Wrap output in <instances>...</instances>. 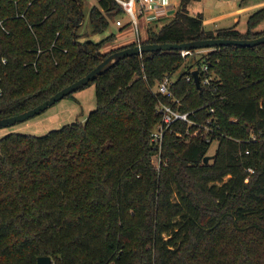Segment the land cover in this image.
I'll list each match as a JSON object with an SVG mask.
<instances>
[{
  "label": "trees",
  "instance_id": "obj_1",
  "mask_svg": "<svg viewBox=\"0 0 264 264\" xmlns=\"http://www.w3.org/2000/svg\"><path fill=\"white\" fill-rule=\"evenodd\" d=\"M95 1L88 20L101 32L121 8ZM0 17L8 29L0 28V118L83 75L114 36L81 39V0H0ZM263 17L260 8L242 31L234 24L204 30L199 0H178L140 42L251 38L264 33ZM205 50L120 58L86 83L94 107L83 120L0 137V264H36L39 255L54 264H264V41ZM200 63L212 79L197 88L185 74ZM179 68L171 96L152 92ZM158 99L193 109L190 118L214 116L219 130L206 140L175 121L157 150L148 135Z\"/></svg>",
  "mask_w": 264,
  "mask_h": 264
},
{
  "label": "rangeland",
  "instance_id": "obj_2",
  "mask_svg": "<svg viewBox=\"0 0 264 264\" xmlns=\"http://www.w3.org/2000/svg\"><path fill=\"white\" fill-rule=\"evenodd\" d=\"M172 1L175 3L178 2V0ZM200 3L202 8L201 27L204 30H210L213 26L228 27L233 24H236V28L238 29L243 28L246 17L250 13L257 9L264 8V0H200ZM92 5H96L95 0H81L82 21L77 27L76 33L84 36L81 39L85 38L93 42L105 37L108 33H111L114 36L117 35L119 31L113 24L112 20L108 21V24L103 31H91L88 20V10ZM117 17H121L123 22L127 21V17L123 14H117ZM142 17L143 16H138L137 18V26L139 28L140 35L142 31L141 28L144 25ZM166 20H168V17H162L160 21L153 22L148 25L151 30H155ZM262 22H264V17ZM123 32L129 34L127 28H125ZM110 45V40H107L106 46H104L107 53L111 49ZM178 71H180V68L174 72L173 76H176ZM93 107L94 87L93 83H88L78 90L72 91L69 95L55 101L53 104L29 118L0 126V137L10 132L43 135L46 132L52 129H57L70 121L83 120L88 111ZM214 146L215 143L212 141L208 146L207 154L212 153ZM51 264H54L53 259Z\"/></svg>",
  "mask_w": 264,
  "mask_h": 264
},
{
  "label": "built area",
  "instance_id": "obj_3",
  "mask_svg": "<svg viewBox=\"0 0 264 264\" xmlns=\"http://www.w3.org/2000/svg\"><path fill=\"white\" fill-rule=\"evenodd\" d=\"M116 4L121 8V14L127 17V21L123 22L121 17L114 16L112 21L117 26L129 25L133 40L135 44L140 42V32L137 26L138 16L146 13L149 10L154 12L155 17H165L166 15L171 16L175 10L176 3L172 0H114ZM6 17H0V28L4 32H8L7 26L4 24V19ZM206 48H195V49H179L178 54L182 57H187L191 54H200ZM41 49L38 48L39 52ZM6 59L3 57L1 63H5ZM196 70V77L199 84H207L210 79H212V74H206L207 65L206 63H200L198 66H192L189 69V73L185 74V79H192L191 70ZM173 73L170 75H164L160 80L154 83L152 92L156 94H162L165 96H171L172 93L169 90V85L173 81ZM174 102H178L177 98H174ZM154 112L158 114V120L153 124L149 131V142L151 145L158 150L162 136L164 132L168 129L171 123L175 121L185 122L184 133L190 135H198L205 137L209 140V135L211 132H217L219 129L218 124L215 122L214 116L204 117L202 120H197L195 118H190L188 114L193 111V109L188 111H180L171 106L170 104L158 99L154 104ZM209 112H213V109L209 107ZM179 136L180 132L176 131ZM244 152H247L245 150ZM155 166L158 165L159 154L155 153L153 157ZM249 172L252 171L251 168H247ZM246 180V178H245Z\"/></svg>",
  "mask_w": 264,
  "mask_h": 264
},
{
  "label": "water",
  "instance_id": "obj_4",
  "mask_svg": "<svg viewBox=\"0 0 264 264\" xmlns=\"http://www.w3.org/2000/svg\"><path fill=\"white\" fill-rule=\"evenodd\" d=\"M263 41H264V33L251 38L207 37V38L192 39L182 42H141L138 44L117 48L115 50L108 52L83 75L71 81L70 83L66 84L65 86H63L62 88L51 94L48 98L44 99L35 106L14 115L1 117L0 126L24 120L39 113L49 105L53 104L55 101L64 97L66 94L75 91L76 89L86 84L88 81L92 80L96 75H98L99 73L103 72L104 70L115 64L120 58H123L131 54H140L142 52L152 51V50H170V49L179 50V49H195V48H203V47L206 48L214 45H225V44L251 46ZM191 75L194 85L198 88L199 83L196 77L195 69L191 70ZM211 157L212 154H205L202 158V161L205 162ZM51 261L52 258L50 255H39L37 256L36 264H51Z\"/></svg>",
  "mask_w": 264,
  "mask_h": 264
},
{
  "label": "crops",
  "instance_id": "obj_5",
  "mask_svg": "<svg viewBox=\"0 0 264 264\" xmlns=\"http://www.w3.org/2000/svg\"><path fill=\"white\" fill-rule=\"evenodd\" d=\"M199 8H200V11H201V14H202V8H201V3H200V0H199ZM140 16H143L142 17V21H143V24L146 26H144L143 25V27L141 28L142 29V31H141V35H140V37H141V39L145 36V33H146V29H147V26H149L148 24H150V23H153V22H158V21H160L161 19H162V17H155V15H154V12L152 11V10H149V11H147L146 13H144V14H142V15H140ZM165 17H170L169 15H166ZM113 22V21H112ZM114 24V23H113ZM147 24V25H146ZM264 24V22H261L260 24H259V27L260 26H262ZM115 25V24H114ZM117 28H118V34L117 35H115L111 40H110V42H111V45H110V48L111 49H113V48H116V47H118V46H122V45H125V44H127V43H129V42H131L132 40H133V37H132V32H131V29H130V27H129V25H123V26H117V25H115ZM234 26L235 27H237L236 26V24H234ZM125 28H127L128 29V33L129 34H127V33H124L123 32V30L125 29ZM149 28H150V26H149ZM216 28H220V27H212L210 30H212V29H216ZM238 29V28H237ZM244 29V27L243 28H239L238 30H240V31H242ZM142 33H144V34H142ZM104 46H106V42L101 46V50L102 51H105V49H104ZM109 48V49H110ZM110 49V50H111Z\"/></svg>",
  "mask_w": 264,
  "mask_h": 264
}]
</instances>
